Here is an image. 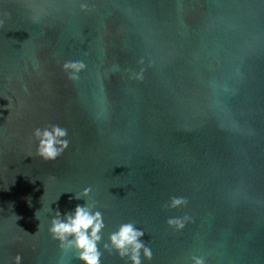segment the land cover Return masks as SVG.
I'll return each mask as SVG.
<instances>
[{
  "label": "water",
  "instance_id": "1",
  "mask_svg": "<svg viewBox=\"0 0 264 264\" xmlns=\"http://www.w3.org/2000/svg\"><path fill=\"white\" fill-rule=\"evenodd\" d=\"M86 187L101 264L129 222L143 264H264V0H0V264H80L49 227Z\"/></svg>",
  "mask_w": 264,
  "mask_h": 264
},
{
  "label": "clouds",
  "instance_id": "2",
  "mask_svg": "<svg viewBox=\"0 0 264 264\" xmlns=\"http://www.w3.org/2000/svg\"><path fill=\"white\" fill-rule=\"evenodd\" d=\"M85 67L80 62H67L64 71L68 73L70 80H77L79 72ZM36 139V153L45 161H55L68 148L69 141L67 129L59 125H52L43 129L36 128L33 132ZM91 187H86L79 193H75L72 199L84 200V204H76L71 211L60 212L59 208L53 211L49 233L53 239L59 242L62 252H74L80 264H101L103 252L100 245L103 241V229L105 228L103 213L94 203L90 202ZM187 201L182 197H173L169 207L183 206ZM29 205L31 201L29 198ZM187 217L170 218L167 223L176 230L183 229ZM145 233L133 223H123L112 232L108 240L103 242V250L109 253L115 252L126 261V264H143L144 260L151 261L152 250L143 240ZM143 257V260H142ZM20 257L16 258L20 264ZM193 264H205L203 257H192ZM63 264V259H61Z\"/></svg>",
  "mask_w": 264,
  "mask_h": 264
}]
</instances>
